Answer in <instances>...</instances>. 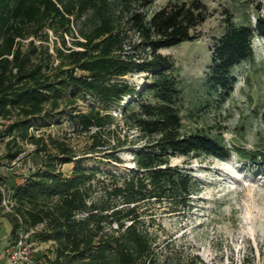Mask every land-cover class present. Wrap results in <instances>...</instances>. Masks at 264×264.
<instances>
[{
    "label": "trees",
    "instance_id": "trees-1",
    "mask_svg": "<svg viewBox=\"0 0 264 264\" xmlns=\"http://www.w3.org/2000/svg\"><path fill=\"white\" fill-rule=\"evenodd\" d=\"M241 3L256 12L262 7L261 0ZM147 4V0H0V119L13 112L19 116L6 125L0 139L14 136L8 145L16 148L17 138L36 145L40 167L11 189L15 211L25 226L44 224L35 238L54 242L52 264H179L172 255L155 253L152 206L185 207L197 183L170 160L230 155L220 141L183 131L179 80L173 61L159 53L197 40V28L210 15L206 5L201 0H168L147 13ZM224 23L223 33L210 45L204 75L205 87L222 99L235 82L231 71L252 59L253 39H264V17L257 15L254 24L248 18L234 24L228 14ZM49 32L60 37L65 48L66 36L81 38L73 41L77 50L56 49L61 65L55 69L45 62L32 63L38 54L33 40L48 42ZM30 38L24 49L22 42ZM139 74L145 76L140 86L125 79ZM79 93L89 94L100 105L85 113H64L73 133L89 137L85 154H99L105 148L103 160L121 164L118 154L128 150L134 164L130 174L87 168L66 138L48 136L46 141L30 133L48 116L47 105L56 110L65 102L73 104L67 96ZM114 109L116 114L108 113ZM129 133L136 137L129 139ZM18 153L17 148L7 158ZM249 159L256 163V158ZM71 164L66 175L63 167ZM8 218L12 239L19 225L13 216ZM186 264L202 261L192 256Z\"/></svg>",
    "mask_w": 264,
    "mask_h": 264
},
{
    "label": "rangeland",
    "instance_id": "rangeland-1",
    "mask_svg": "<svg viewBox=\"0 0 264 264\" xmlns=\"http://www.w3.org/2000/svg\"><path fill=\"white\" fill-rule=\"evenodd\" d=\"M167 1L147 0L144 10L152 13ZM201 1L210 15L197 28V40L162 49L159 53L168 56L175 67L174 75L182 91L183 131L201 132L220 141L231 152L225 159L202 155L170 160L171 166L186 169L197 184L185 207L173 208L164 203L152 206L154 249L157 256L172 255L179 264H186L192 256H198L202 264H264V39L255 37L252 41V59L240 63L231 71L235 82L225 99L219 98L218 92L208 90L204 85L205 70L210 60L209 48L213 40L223 33L224 18L231 14L234 24H242L246 18L254 24L257 15L264 17V0H261L259 12L241 3V0ZM76 37V40L65 37L67 48L63 46L61 38L51 32L48 42L42 44L34 39L38 54L33 57L32 63L45 62L49 68L55 69L61 65L56 49L64 52L69 48L77 50L73 41L81 38ZM31 40L22 42L24 49L28 48ZM144 77L139 74L125 79L140 86L145 82ZM67 98L73 100V104L65 102L56 110L47 105L49 114L40 119V126L35 131L46 141L48 136L66 138L75 149L77 160L83 161L87 168L120 175L130 174L134 164L128 150L119 152L121 164L103 160L105 148L99 154H85L90 144L89 137L73 133L67 120L68 114L64 113H85L91 107L100 105L85 93L69 94ZM108 113L116 114L115 109ZM17 119V112H13L10 122ZM6 125V121L0 122V133ZM123 135L125 133L121 132ZM131 135L136 137V134L129 133V139H132ZM16 149L15 145L7 144L0 151V169L5 174L3 177L7 179L9 188L23 178L19 175L21 168L5 171L7 154ZM250 157L256 158V163ZM40 164V157L33 153L22 168L31 174ZM73 167L74 164L66 165L63 172L69 175ZM9 221L7 216H0L2 246L6 243L4 234L11 228ZM38 227V231L45 229L44 224ZM35 235L31 238L36 242ZM55 250L54 243L44 246L42 255L46 260L51 257V262H54Z\"/></svg>",
    "mask_w": 264,
    "mask_h": 264
},
{
    "label": "built area",
    "instance_id": "built-area-1",
    "mask_svg": "<svg viewBox=\"0 0 264 264\" xmlns=\"http://www.w3.org/2000/svg\"><path fill=\"white\" fill-rule=\"evenodd\" d=\"M9 118L10 117L6 119L1 118L0 122L4 120L9 125L12 123L10 122ZM30 133L37 138L40 137L39 132L35 131L34 128L30 129ZM52 136H54V133ZM13 138L14 136H7L3 139H0V151L2 150L3 146L10 143ZM16 142L19 153L12 160H9L8 158L6 159L4 165L5 171L11 172L16 168H21L19 175L27 177L30 172L24 170L22 165L35 152L36 145L28 140L22 141L19 138H17ZM3 176H5V174H3L0 169V207L2 208V212L4 214L13 216L18 221L19 225L15 237L11 239L10 246L5 252L6 257L12 264H52L51 257H48V260H46L42 255V252L44 246L52 245L54 242H43L39 240H37L38 242H35L33 238H31L32 235L42 231H38L39 225L30 228L25 226L22 216L15 211L16 201L13 198V191L8 187L6 182L7 179Z\"/></svg>",
    "mask_w": 264,
    "mask_h": 264
},
{
    "label": "crops",
    "instance_id": "crops-1",
    "mask_svg": "<svg viewBox=\"0 0 264 264\" xmlns=\"http://www.w3.org/2000/svg\"><path fill=\"white\" fill-rule=\"evenodd\" d=\"M0 216H7L8 217V215L4 214L3 212L0 213ZM10 225H11L10 230L8 231V233H5L4 234L5 236H4L3 239L6 240L5 245L2 246V243L0 244V264H12L8 260V258L6 257V254H5L6 250L9 248L10 243H11V234H12V231H13V226H12V223L11 222H10Z\"/></svg>",
    "mask_w": 264,
    "mask_h": 264
}]
</instances>
